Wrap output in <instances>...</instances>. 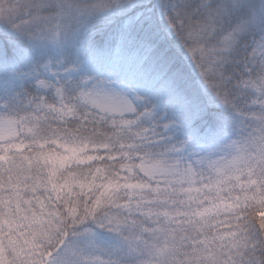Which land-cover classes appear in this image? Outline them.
Here are the masks:
<instances>
[{
    "label": "snow or ice",
    "instance_id": "1",
    "mask_svg": "<svg viewBox=\"0 0 264 264\" xmlns=\"http://www.w3.org/2000/svg\"><path fill=\"white\" fill-rule=\"evenodd\" d=\"M0 264H264V0H0Z\"/></svg>",
    "mask_w": 264,
    "mask_h": 264
}]
</instances>
